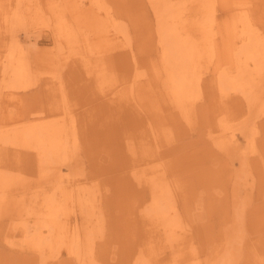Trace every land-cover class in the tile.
Segmentation results:
<instances>
[{"label":"rangeland","instance_id":"rangeland-1","mask_svg":"<svg viewBox=\"0 0 264 264\" xmlns=\"http://www.w3.org/2000/svg\"><path fill=\"white\" fill-rule=\"evenodd\" d=\"M23 1L22 4L24 3V5L21 6V9L23 10L22 15L25 20H21L20 23H23L21 25L20 23H14L17 25V29L13 26L14 29L12 28L14 21L11 22V20L16 11V0H0V121L7 123L10 121V123H14L19 120L20 122L21 120L19 118L22 115L39 117V121L44 118V120H50L54 116H64L65 112V117L76 120L79 134L80 136H84L80 137L79 154L81 158L79 159L81 161L78 159L77 162L79 161V164L82 163L84 167V178L88 181L97 180L99 189H102L98 207L103 211L101 220H103L102 223L104 227H102L101 224L100 228L106 229L104 230L106 233L99 236V240L97 238L96 242L98 243L95 251L96 253H105L106 250H109V253L106 255L107 258H105L108 262L104 264H128L130 254L132 255L134 253L139 244L146 240H152V242H154L153 244H158L160 238L158 237L155 225L148 222L142 216V205H140V203L143 201L144 207L149 205L148 193L146 189L144 192L142 191L145 186H136L135 183L131 181L132 171L128 164L129 154L121 150L122 156L121 154L115 153L110 144L112 141L109 142L108 139L101 135L103 129L100 130L101 127L99 128L98 124L101 120L109 121L111 131L105 129L104 135H108L110 132L115 135L118 134L116 130L120 129V127L117 119L122 121L125 120V123H129L130 125L133 124V119L131 117H126L127 112L122 116L123 114L118 113L115 106L111 107L107 102H111L115 97L113 93H110L115 89L113 87L116 83H114V81H116L115 79L121 75L124 77L126 74L125 69L130 65L132 66L131 62H133V59L131 58L133 52L135 54L134 57H137V59H135L137 63L139 62L138 64L145 66L143 69L149 70L150 66L153 68L155 67L154 65L159 64L161 48L160 45H158L159 37L156 29L158 27V22H156L155 13L148 0H28V3L26 0ZM91 1H93V3ZM211 1V5L209 4V7L205 10L201 8L197 9V6L189 4L190 2L188 0L189 3L186 5L183 14V19L185 18V22H187V29H190L189 31L191 33L194 31V28H196L195 25L199 22L201 23L200 20L203 17H207L209 14L213 17V20L210 15L207 17L211 18H209V21L211 22L212 20L213 24L212 22L210 24L209 21L206 24L207 29H209L211 40L214 42L213 46H211L213 47V56L215 55L213 60H211L212 63L207 64L208 61L204 63L209 93L204 97L202 96L198 104H195L194 111L190 109V114L183 116L184 118L178 113L177 109L175 110L170 107L168 103L163 104L160 97L157 96L158 93L155 92L156 90L150 91L152 95H150L149 92L143 96V106L149 114L154 112L155 116H158L154 124L158 126V130H164L162 132L164 135H159L156 138L157 141L159 140L157 146L160 149L158 151V153H160L158 156L160 159L156 162H159L158 164L163 163L165 172L173 181L176 189L178 188L177 193L180 198L178 202L179 213L182 217L183 224L186 222L185 224L188 226L184 227L186 228V233H182L186 240L185 245L188 249L193 247L190 248L192 252L197 254V257L202 259V261H206L208 257L212 256V252L215 251L217 247L225 243L223 240V228L229 223L231 218V203L235 200L233 196L237 194L241 201H246L249 196H252L251 200L247 201L250 202V206L246 204L248 205L245 210V214H247L245 219L246 229L244 234V246L241 248V261H239V264H255L252 257L249 256L251 248H253L252 250H254L257 255V261L260 264H264V112L262 116L253 119L252 117L254 114L250 113L249 115V106L240 92L239 94L237 93L239 96L235 95L220 99L216 93L217 90L213 89L216 77L220 74V70L221 72L225 70L228 75H230V73H232L231 75L236 74V67H231V65L227 63L225 64V61L231 59L230 62H234L231 55H228V50L237 43L240 37H245L246 40L239 43L237 47L243 44H250L251 39L256 37L258 43L262 42L260 48L264 52V0ZM37 3L40 6H37ZM54 3H60V7L58 5L59 9L57 4L55 5ZM97 3L99 7L96 6ZM36 6L38 8H36ZM100 6L103 7L100 8ZM51 7L55 10L54 13H52ZM212 7L215 8V11H213L215 13L213 14ZM62 9L66 13L65 15H63L64 12ZM42 11H44L43 14ZM204 11H206L205 14H203ZM199 12L203 17H201ZM57 13L60 15H57ZM31 14L32 17L29 16ZM39 15L41 16L37 17ZM190 17L192 23L189 19L186 21V18ZM43 18H45V21H43ZM65 19L67 20L65 21ZM115 20L117 21L115 22ZM118 20L124 21V23L122 22L123 24L121 23L122 26L124 25L127 26V29L129 28L128 34L132 41L130 46L127 45L125 37L121 33L118 34L119 31L116 32V26H120V21L118 23L119 25L117 24ZM198 20L199 22L197 23ZM57 21L64 22V24L71 29V33L73 32L72 41H74V44L72 41L65 40L58 35ZM246 21L250 24L248 25ZM68 23H70V26H68ZM113 23L117 25L113 27ZM244 25L250 28L247 29ZM210 26H212V28ZM242 32H245V35ZM247 35L248 37L252 36V38H248ZM57 39H61L59 45L62 49L56 42ZM67 41L70 43L69 45H67ZM15 43L20 44V46L16 45V47L14 45ZM12 45L16 47L13 48V52L16 51L15 53L19 52L18 47L21 48V51H28V55L32 60V69L37 73V77L35 78L36 81L34 80V84L27 89L15 87L13 90H8L5 88V85L9 81V77L3 78L2 70ZM57 48L64 50L63 52L59 50V53ZM71 52H74V55ZM58 53L61 54L63 58L65 56L67 57L65 60H68L66 62L67 64L58 66V60H53V56ZM70 54L72 56H70ZM77 55H85L84 57L86 59L84 60H92V64H96V60L104 58L106 61L105 65L102 67L99 66L96 70L100 72L105 68L103 80L107 81V83L103 84L102 80L97 81L94 79L98 72L90 73L89 75L87 67H83L85 65L82 61L83 57ZM81 61L82 64H84L82 66ZM225 67L226 69H224ZM252 67L253 64L250 65L251 69L247 68L248 74L252 73ZM54 68H58L62 71L57 73L56 76H53L52 72ZM49 78L50 80L48 81ZM54 78H56V81ZM259 78V76H255V89L260 86L261 80ZM52 79L54 81H51ZM59 79L61 83L57 81ZM99 82L102 88L106 89L100 90L101 86L99 87ZM45 83L47 86H45ZM54 86L58 88H54ZM61 88L63 91H60ZM49 89H51V91ZM57 90L60 91V94ZM259 91H261V89ZM46 97L48 98L47 100ZM62 102H67L66 111H59V109L55 108L52 110L54 104H60ZM74 104H78V107ZM127 109L128 111L133 110L130 107ZM246 114L248 115L246 116ZM243 117H248L249 119L246 118L244 120ZM127 118H130V121H128ZM144 119L143 121L145 123L149 122L146 114ZM220 121L223 122L222 129L219 126ZM251 121L254 123H251ZM245 122H250V124H243ZM243 125L252 126H249L250 128H244ZM167 129L172 134H169ZM252 130L255 132L250 133ZM166 134H168L167 136L169 139L166 138L167 136L165 137ZM148 137L150 145L154 147L155 139L151 136V132ZM214 140H217L216 143H218L216 144ZM226 143L227 146H224ZM228 143H230V145ZM226 147H228L229 150L228 148L226 149ZM232 149H235V151H232ZM228 153L230 157L227 155ZM18 155H20L19 158H17ZM18 155L13 154L11 151H8L7 154L9 161H12L13 164L17 161L16 165L19 163H21V166L26 164V166L32 169L28 153L25 155L24 151H20ZM80 155L78 157H80ZM243 156L245 157L243 158ZM238 157L241 160L243 159V162ZM239 161L241 165L243 164L242 169ZM236 168L239 169V171H236ZM241 171L245 173L243 174ZM235 172L237 173L235 174ZM245 175L248 178H245ZM238 176H240L239 179L235 180L237 179L235 177ZM29 177L37 179L36 176ZM243 178L248 182L245 183L246 181H242ZM233 182H239V185L235 184V186ZM30 183L32 185L30 184L29 188L36 185V183L32 181H30ZM244 184L248 187L245 186L246 188H244ZM250 184L251 187L249 186ZM235 187H237L236 190L238 189L236 192L234 189ZM220 190H222V193ZM250 190L252 195L250 194ZM246 191L249 193L248 195ZM97 210L99 211V208ZM14 218L15 217L9 213L0 220V264L42 263L40 255L31 250L29 246H21L22 248L20 246H12L10 241H14V239H5L7 237V230L12 229L10 224L13 223ZM74 220L75 216L71 215L70 219L68 218V220L65 221L66 225H70L71 227ZM184 230L185 229H183V231ZM188 230L191 231V233L188 232ZM104 236L107 238L106 240L103 239ZM251 242H253V246L250 248ZM188 249L184 247L180 248V251L178 249H168L169 251L166 254V258H163L165 254L159 253L156 258H153L155 260L151 258L146 264H165L164 259L173 256V254H181L185 257L184 259H190L191 256L196 257V255H190V249ZM60 255H62L61 263H73L65 249L61 251ZM259 256H261V259ZM52 262L53 260L49 259L43 264H52ZM129 263L131 264V262ZM183 263L186 264V262Z\"/></svg>","mask_w":264,"mask_h":264},{"label":"bare ground","instance_id":"bare-ground-1","mask_svg":"<svg viewBox=\"0 0 264 264\" xmlns=\"http://www.w3.org/2000/svg\"><path fill=\"white\" fill-rule=\"evenodd\" d=\"M26 1L28 3V0ZM148 1L150 2L153 11L155 13L156 22H158V27L156 29H157V35L159 37L158 45H160L161 48L160 62L159 64L154 65L155 67L153 68L152 66H150L149 70L143 69L145 66L138 64L139 62L137 63V61L135 60L137 59V57H134L135 54L133 52L132 53L133 56L131 58L133 59L132 60L133 62H131L132 66L130 65L128 66L129 69L128 68L125 69L126 74L124 75V77L121 75L120 77L115 79L116 81H114V83L115 82L116 83L113 86L115 89L112 90L113 92H110L113 93L115 97L111 102L110 101L107 102V104L111 105V107L115 106L116 109L118 110V113L123 114L122 116H124V114L127 112L126 117H131L133 119V124L130 125L129 123H125V120L122 121L117 119L120 129L116 130V132H118V134L116 135L111 132L108 135H104L105 129H109L111 131L110 123L108 120H101L99 121L98 124L99 128L101 127L100 130L103 129V131H101V135H103L106 139H108L109 142L112 141L110 144L112 145V148L114 149L115 153L121 154L120 152L121 150L129 154L128 164H129V168L131 167V171H132L131 181L135 183L136 186H141V185L145 186L142 189V191L144 192V190L146 189L148 193L147 197L149 198V205L144 207L143 201L140 203V205H142L143 207V208L141 207V211L143 213L142 216L148 222H151L152 224L155 225L158 237L160 238L158 240V244L156 243L153 244L154 242H152V240H146L145 242L139 244L136 250L134 251V253L132 255L130 254L128 258V264H130L129 262H131V264H146V262L149 259L156 258L159 253L165 254L163 258H166V254L168 253L169 250L172 249L179 250L180 248L183 247L188 249V247L185 245L186 240L184 239V235L182 234V233L184 234L186 233V228L184 227L185 226L188 227V226L187 224H185L186 222L183 224L182 217L180 216L179 213L178 202L180 198L178 197L179 194L177 193L178 188L176 189L175 185L173 184V181L169 178L168 174L165 172L163 163L158 164L159 162H156L157 160L160 159L158 157L160 154L158 153V151L160 149L157 146L159 140L157 141L156 138L159 135H164L162 133L164 130L163 131L158 130V126L154 124L156 122V117L158 116H155L154 112H151L149 114L146 108H144L143 96L145 94H148L150 91L156 90L155 92L158 93L157 96L160 97V100L162 101L163 104L168 103L170 107L174 108L175 110L177 109L178 113L182 115V117L187 116L188 114H190V109L194 111L195 104H198V101L202 98V96L204 97L209 93V87L207 85V80L205 76L206 69L204 70V63H206V61H208L207 64L212 63L211 60H213L215 56V55L213 56V47H212L214 42L211 40V36L208 31L209 29H207L206 27L209 18L212 17L211 14L208 13L210 17L207 18L209 15H207V17H203V15L199 12V14H201V17H203L200 20L201 23L198 20L197 23L198 22L199 23L195 25L196 28L192 26L194 24L190 25L191 27L194 28L193 31L194 33L193 32L191 33L189 31L190 29H187L186 26L187 22H185V18L183 19L185 7L189 2H190L189 4L196 5L197 9L201 8L206 10L207 7H209V4L212 3L211 0H189V2L188 0H181V1L180 0H148ZM22 2L24 1L16 0V4H17L16 11L14 12L13 19L11 20V22L14 21L12 24V28H14L13 26H15V28L17 29V25H15L14 23H20L22 19L25 20L24 16L22 15L23 10L21 9V6L24 5V3L22 4ZM91 2L93 3V1ZM38 3L37 6H40ZM54 4L56 5L57 3ZM59 4L60 3L57 4V7ZM37 6L36 8H38ZM96 6H98V3ZM52 7H51L53 11L52 13H54L55 10H53ZM101 7L103 6H100V8ZM214 9L215 8H213L212 10V14L215 13L213 12L215 11ZM43 13L44 11H42V14ZM58 13L57 15H60ZM205 13L206 11H204L203 14ZM65 14L66 13L64 12L63 15ZM29 16L32 17V14ZM40 16L41 15L37 17ZM43 19H44L43 21H45V18ZM187 19H189L190 22L192 21L191 17L186 18V21H188ZM66 20L67 19H65V21ZM36 21L39 20L37 19ZM116 21L117 20H115V22ZM119 21H120V26H116L117 29L116 32L119 31L118 34L121 33L127 40L126 41L127 45L130 46L132 44L131 43L132 41L128 34L129 28L127 29V26L124 25H123L124 27L122 26V24L124 23V21L122 20H118L117 24L119 23ZM246 23H248V21H246ZM21 24L23 23H20V25ZM56 24H58L57 26L58 27L57 31L59 32L58 35L60 37H63V39L65 40L72 41L73 32L71 33V29L68 28L64 24V22H58ZM68 24H69L68 26H70V23ZM113 24H114L113 27L117 25L115 23ZM249 24L250 23H248V25ZM210 27L212 28V26ZM243 34L245 35V32ZM248 38H252V36ZM245 40H246L245 37H240L237 43L231 48H229L230 51L228 50V55L229 54L231 55V58L233 59L234 62L233 63L230 62L231 59L225 61V64L227 63L228 65H231V67H236L235 69L236 74L231 75L232 73H230V75H228V73L225 70L222 72L220 70V74L218 75V77H216V81H215V85L213 86V89L217 90L216 93L220 97V99L224 97L229 98L230 96H235V95L239 96L237 95V93L239 94L240 92L243 95L242 97L247 101V105L249 106V115L250 113L254 114L252 118L255 119L256 117L262 116L264 112V86H263L264 85V78H263L264 52L260 48V44L262 42L258 43L256 37H253L251 39L250 44L247 42L249 45L243 44L240 47H237L239 43L244 42ZM56 42L59 45L61 39H57ZM73 42L74 41H72V43ZM69 44L70 43H68L67 45ZM14 45L20 46V44H16V43ZM12 46L9 49L10 52L6 57V62L2 70L3 78L9 77V81L5 85V88H7L8 90L11 89L13 90V88L15 87H21L23 89H27L28 87H31L36 81L35 78L37 77L36 76L37 73H35V71H33L32 69V60L28 55V51L27 52L21 51V48L18 47L19 52L15 53L16 51L13 52V48H16L17 46L16 47L15 46L12 47ZM87 47H88V43H87ZM61 49H58V51L60 50L61 52H63L64 49L63 50ZM59 53L53 56L54 57L53 60L55 59L58 60L57 61L58 66L67 64L66 62L68 60L65 61L67 57L65 56L66 58L65 57L63 58ZM82 55H77V56H82ZM70 56L72 55L70 54ZM84 56H82L83 60L82 59L81 60L85 63V65L82 64L81 61V66L84 65L83 67L85 66L87 67V72L89 73V75L90 73L98 72L96 68H99V66L102 67L106 63L104 58L102 59L100 58L99 60H96V64H92L93 63L92 60H84L86 59ZM239 62L240 64L238 65ZM251 64H253L251 70L252 73L248 74L249 72L247 71V68L249 69ZM224 69H226V67ZM53 70H54L52 72L53 76H56L57 73L62 71V70L60 71V69L58 68H54ZM104 70L105 68L102 69L100 72H98V74L95 75L96 77H94V79H96L97 81L102 80L103 84L107 83V81L103 80ZM256 75L260 77L259 79L261 80L260 81L261 83L260 86L255 89L254 80ZM54 79L56 81V78ZM49 80L50 78L48 79V81ZM51 81L54 80L52 79ZM57 81L61 83L60 79ZM98 85L100 87L101 83L99 82ZM45 86H47V84ZM56 87L54 86V88ZM51 89L49 90L51 91ZM104 89L106 88H102L101 86L100 90H104ZM260 89L261 91H259ZM60 91H63L62 88ZM60 91L57 90L59 94ZM149 94L152 95L151 92ZM47 97L46 100L48 99ZM62 103L60 104L56 103L54 105L51 104L53 105L52 110L55 108V109H59V111L60 110L66 111L65 108H67L66 107L67 102L66 103L62 102ZM128 107H130L133 110L128 111L127 109ZM68 110L67 112H69ZM65 114L66 112L64 113V116L62 115L54 116L50 120L48 119L44 120L45 119L44 118L43 119L44 121L42 119L41 121H39V117H33V116L30 117L26 115H22L19 118L21 120L20 122L19 120L14 123H10V121L8 120H7L8 123L0 121V220L2 217H4L9 213L15 217L13 219V223L10 224L12 229L9 230L6 229L7 230L6 236L8 238L5 236L6 237L5 239L10 240L13 238L15 242L13 240L10 241V244L12 246H17V247L29 246L31 250H33L35 253L40 255L42 262L40 264H43L44 262L46 263V261H48L49 259L53 260L52 264H63L61 263L62 255H60L63 249L67 251L70 260L73 262L69 264H104L108 262V260H106L105 258H107L106 255L109 253V250H106L105 253H96L95 251V248L98 243L96 242L97 238L106 233V231H104L106 229L100 228L101 224L102 227H104V224L102 223L103 220H101L103 217V213H102L103 211H101V208L98 207L99 198L102 195L101 194L102 189L101 190L99 189V186L97 185L98 182L97 180L94 179L95 181L94 180L88 181L86 180V178H84L85 177L84 167L82 163L79 164V161L77 162V160L81 158V155L79 154L80 137H84V136L83 135L80 136L76 120L71 119L69 117H65ZM145 114L147 115L150 123L149 122L145 123L143 121L145 120L144 119ZM247 115L248 114H246V116ZM246 118L249 119L248 117ZM246 118H244V120ZM127 120L130 121V118H127ZM252 121L251 123H254ZM243 124H250V122L247 123L245 122ZM222 125L223 122L220 121L219 126L221 127V129L223 128ZM243 126L244 128H247L252 125L249 126L243 125ZM150 132H151V136L155 139L154 147L150 145L148 139L149 138L148 135ZM167 132H169L168 129ZM251 132H255V131L252 130L250 131V133ZM170 133L171 132H169V134ZM167 135L168 134H166L165 137ZM166 138H168V136ZM214 141L216 143L217 140ZM228 144L230 145V143ZM224 146H227V143ZM227 148L228 147H226V149ZM233 150L235 151V149H232V151ZM8 151L13 152V154L15 155H18L20 151L21 152L24 151L25 155L26 153H28V158H30V160L29 159L28 160L31 161L32 169L26 166V164L21 166V163L16 165L17 161L15 162V164H13L12 161H9L7 156ZM79 155L80 157H78ZM227 155H229V153ZM19 156L20 155H18L17 158H19ZM245 156H243V158ZM239 163L241 165L240 161ZM242 168H243V164L241 165V169ZM236 171H239V169L236 168ZM236 173L237 172H235V174ZM242 173L244 174L245 172ZM29 176H36L37 179L36 178L33 179ZM239 177L240 176L235 177L237 178L235 180H238ZM245 178L248 177H246L245 175ZM243 180L244 178L242 179V181ZM30 181H32L33 183L35 182L36 185L33 184L34 187L32 186L31 188H29L31 184ZM244 181H246V179ZM234 182L233 184L235 185L238 184L240 180L238 183L237 182L234 183ZM247 182L248 181H246L245 183ZM245 186L247 185L244 184V188H246ZM249 186L251 187V184ZM237 187L234 188L235 192L238 190V189L236 190ZM221 191L222 190H220V192ZM251 193L252 192L250 190V194ZM246 194L248 195L249 193L247 192ZM233 197L235 198V200L233 201V203H231V209H232L231 218L229 223L223 228L224 229L223 240L225 241V243L222 244L220 247L216 246L217 248L215 249V251L212 252V256L208 257L206 261L205 260L202 261V259L197 257L198 255L194 254V252H192V249H190L193 247H190L189 254L196 255V257L191 256L190 259L187 258L184 259L185 257H183L181 254L176 255L172 253L173 256L164 259L165 260L164 263L184 264L183 262H186V264H239V261H241L240 260L241 248L242 246H244V234L246 229L245 219L247 214H245L246 212L245 210L250 204V202L247 201H250L252 196H249L246 199V201L239 200L237 194L236 196ZM98 208L99 211L97 210ZM71 215L75 216V220L72 226L70 227V225L69 226L66 225L65 221H67L68 218L70 219ZM183 229L185 230L183 231ZM188 232L191 233V231L189 230ZM103 239L106 240L107 238L104 236ZM251 246H253V242H251L250 248ZM252 249L253 248H251L249 256L252 257L255 264H260L257 261V255L255 251ZM259 258L261 259V256H259Z\"/></svg>","mask_w":264,"mask_h":264}]
</instances>
